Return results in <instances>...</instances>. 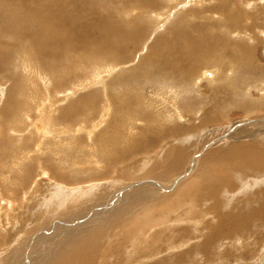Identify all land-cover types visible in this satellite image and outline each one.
Returning a JSON list of instances; mask_svg holds the SVG:
<instances>
[{"label":"rangeland","instance_id":"374dc122","mask_svg":"<svg viewBox=\"0 0 264 264\" xmlns=\"http://www.w3.org/2000/svg\"><path fill=\"white\" fill-rule=\"evenodd\" d=\"M138 1L0 0V264H49L98 239V264H264V221L247 218L264 176L243 167L203 203L185 184L234 126L264 133V2ZM169 145L183 171L141 174ZM110 200L133 207L124 227ZM230 214L235 237L216 233Z\"/></svg>","mask_w":264,"mask_h":264},{"label":"bare ground","instance_id":"6f19581e","mask_svg":"<svg viewBox=\"0 0 264 264\" xmlns=\"http://www.w3.org/2000/svg\"><path fill=\"white\" fill-rule=\"evenodd\" d=\"M138 1V0H137ZM134 2V1H133ZM139 2V1H138ZM141 2V1H140ZM139 2V3H140ZM150 2V1H149ZM135 3V2H134ZM149 11V10H148ZM154 12V11H153ZM241 13H244V11ZM152 14V12H151ZM264 14V13H263ZM244 15V14H243ZM234 18V16H233ZM239 19V18H238ZM237 19V20H238ZM150 20V19H149ZM154 20V19H153ZM236 21V20H235ZM234 22V20H233ZM231 23V21H230ZM237 25V24H235ZM264 27V26H261ZM248 27H245V29ZM251 28V27H250ZM236 29V28H235ZM249 29V28H248ZM260 29V27H259ZM249 31V30H248ZM252 32V30H250ZM55 32V31H54ZM237 32V31H236ZM250 32V33H251ZM255 32V31H254ZM258 32V31H257ZM255 32V33H257ZM53 33V32H52ZM247 34V33H246ZM258 35V34H256ZM259 35H264V30H260L259 31ZM49 36V35H48ZM53 36V35H52ZM240 36V35H239ZM247 36V35H246ZM264 37V36H263ZM45 38V37H44ZM53 38V37H52ZM239 38V37H238ZM242 38V37H241ZM244 39V38H243ZM42 40V38H41ZM40 40V41H41ZM53 40V39H52ZM46 42V41H45ZM252 42V41H250ZM43 43V42H42ZM239 42L237 41V45L239 47ZM255 43V42H252ZM57 44V43H56ZM46 45V44H45ZM236 46V44H235ZM51 47V46H50ZM46 50V49H45ZM7 52V51H6ZM23 60V59H22ZM25 60V58H24ZM26 61V60H25ZM155 63V62H154ZM28 65V64H27ZM173 65V64H172ZM171 66V64H170ZM29 69V68H28ZM159 71V70H158ZM41 75V74H40ZM215 75V74H214ZM216 76V75H215ZM37 77V76H36ZM35 78V77H34ZM27 80V79H26ZM34 80V79H33ZM30 81V79L28 80ZM49 84V82H48ZM36 87V86H35ZM64 87V86H62ZM175 94H173L174 96ZM175 100H171V102H173ZM174 104L176 102H173ZM52 103H50L47 99H45V102L43 104H36V106L38 107L37 109H39L38 114L40 115L39 118H41V122L43 121L42 118L47 116V112L49 110L52 109L51 106ZM175 107V105H174ZM37 112V111H36ZM28 114H30L28 112ZM31 117V116H30ZM40 122V123H41ZM19 123V121H18ZM37 124V123H36ZM254 124V123H253ZM257 124V123H256ZM48 125V124H47ZM251 125V124H248ZM79 126V125H78ZM241 126V125H240ZM234 126L233 129V135H229L230 137L229 140H227V145L222 146L223 148H217V149H212L210 150L207 154V164H205V155L204 157L200 158L197 157V159L194 161V170H196V174L194 175V182H196L195 184H191V183H185V184H190L188 187L190 188H194L193 186H195L197 189H199V203H203L202 201L204 200L205 196L208 197L209 200H215L217 197L218 193L223 192L225 195L226 193L229 191L228 190V186H230V184L232 183L231 178L229 176L232 175V172H234V175H239L242 176L240 169L243 167H246L248 169L251 170V173H249L247 176H245V178H250L252 179V177L255 178H260L264 176V149L262 150V148H258L257 145L254 143L255 141L253 140L254 137L260 139L259 142H261V139H263L264 137V133L262 136H258L255 133V128L256 126H254L253 128V132L252 134H248L249 128L247 130H244L246 127H248L246 125L245 126ZM49 130V127H45L43 129H39V131H41L42 133H45ZM252 131V130H251ZM259 131V130H258ZM49 133V131H48ZM232 133V132H231ZM237 133V134H236ZM23 134V133H22ZM235 134V135H234ZM262 134V133H261ZM18 135V134H17ZM238 135H241L239 138H236ZM20 137V136H19ZM18 137V138H19ZM72 137V136H71ZM131 137V136H130ZM44 138V137H43ZM47 139V138H46ZM257 139V140H258ZM21 140L23 139H18V141H16L14 148L15 151L19 150V151H23V147L24 144L26 142H21ZM241 141H245V143H240ZM263 141V140H262ZM129 142V141H128ZM224 142V141H223ZM234 142V143H233ZM258 142V141H257ZM181 145V144H180ZM179 145V146H180ZM215 146V145H214ZM259 146V144H258ZM263 147V146H262ZM186 150V149H185ZM206 152V151H205ZM163 156L160 158L162 159L163 163L165 162V166L162 167V165L159 163L160 159L158 160V157H156L154 159L153 162L149 163V166L147 167V169L145 168L144 170H142L140 173L144 174L147 173L149 175V177H156L154 179H157L158 176H163L165 178V180L168 177H172V175H176L177 173L180 174L183 171L184 165H185V155L182 157L183 154V150H181L179 147H175V145H169L167 151L163 152ZM185 154V152H184ZM198 162H200V164L198 165ZM222 162V163H221ZM157 165V167H155ZM238 167V170H235V168ZM163 168V169H162ZM210 171H211V175L213 176L214 179L211 178L210 175ZM219 172L218 175L215 174V172ZM192 172V171H191ZM194 173V172H193ZM263 173V174H262ZM177 174V175H178ZM189 174L188 176H190V172L187 173ZM263 175V176H262ZM163 178V180H164ZM175 178V177H174ZM159 179V178H158ZM160 179H162L160 177ZM183 180H185V177L183 175L182 177ZM187 179V178H186ZM212 180V181H211ZM160 181V180H159ZM144 182V181H143ZM184 182V181H183ZM186 182V181H185ZM150 184V182H148ZM164 183V182H163ZM158 184V183H157ZM174 184V183H173ZM179 183H177L178 185ZM161 188V190H164L165 188L163 186L166 185H160L158 184ZM184 186V185H183ZM248 186V185H247ZM245 186V187H247ZM144 187V186H143ZM170 187V186H169ZM167 186V188H169ZM210 187V188H209ZM158 188V187H157ZM171 188V187H170ZM231 188V186H230ZM173 189V188H172ZM187 189V188H186ZM191 190L193 189H189V190H185V196H188L190 192H192ZM263 190V189H262ZM164 192V191H163ZM166 192V191H165ZM182 192V191H181ZM125 195V194H124ZM231 195L233 196L234 194L231 193ZM230 195V196H231ZM237 195V194H236ZM235 195V196H236ZM141 196V195H140ZM183 196V193H182ZM128 198V197H126ZM176 197H174L175 199ZM183 198V197H182ZM118 197L116 198V202H117ZM120 199V198H119ZM129 199V198H128ZM127 199V200H128ZM173 199V200H174ZM179 199V198H178ZM207 199V200H208ZM125 200V199H124ZM116 202H112V200H110V202L107 203V208L111 209V213H113V209L116 207H114V205L116 204ZM119 203V202H118ZM257 206L260 204L258 202ZM123 204V203H122ZM119 205V204H118ZM135 205V204H134ZM209 204H206V206ZM218 205H220V202H214V203H210V207H217ZM255 206V207H257ZM209 207V206H208ZM105 208V207H104ZM119 208V207H118ZM205 208V207H204ZM133 209V207H123L120 211L114 212L112 214V217L110 220V225H114V224H120L121 226H125L124 224L127 222L126 218L123 217L124 215H126L127 212H130ZM212 210V209H211ZM217 210V209H215ZM252 210V209H251ZM108 211V212H109ZM107 212V211H106ZM127 216V215H126ZM217 216V220L215 221L217 224L216 228L214 229L216 233L219 232H227L230 234V237L232 235H234V228L230 227V225H226L224 223V221H230L233 220L235 215H227L225 216V218H220V216ZM239 218V220H245L244 216H237ZM246 217V216H245ZM261 217V221H264V201L262 202L261 205H259L256 209H254L253 215L252 217H247L250 222V219H255ZM125 218V219H124ZM220 220V221H219ZM75 222H78L77 219H75ZM252 222V221H251ZM196 223V222H195ZM264 223V222H263ZM246 224V222H245ZM201 225V224H200ZM237 225V224H236ZM247 225V224H246ZM250 225V224H249ZM252 225V224H251ZM262 225V224H261ZM55 226V225H54ZM68 226V225H67ZM119 228L120 230V226L116 225L114 227ZM64 228V226H61ZM245 227V226H244ZM53 229V228H52ZM62 229V228H61ZM74 230V229H73ZM112 231V230H111ZM113 232V231H112ZM47 233V232H46ZM76 233V232H75ZM126 233V232H125ZM100 236V235H99ZM127 236V235H126ZM229 237V238H230ZM235 237V235H234ZM92 238V237H91ZM208 238V237H206ZM208 241H212V240H220V237L218 236H210L208 238ZM89 240V239H88ZM92 240V239H91ZM216 242V241H215ZM87 244H89V241L87 242ZM91 243V242H90ZM93 243V242H92ZM218 243V241H217ZM83 245V244H82ZM77 246L76 249L72 250V251H65L61 255L60 257H58L57 259H55L53 262L49 263V264H98L99 262V254L102 251L101 249V244H100V239L97 240V243H94L92 245L86 246V247H82L81 244L75 245ZM84 246V245H83ZM155 246V245H154ZM200 247V246H199ZM59 252V251H58ZM144 252V251H143ZM109 253V252H108ZM116 254V253H115ZM150 254V253H148ZM149 256V255H148ZM179 256V255H178ZM120 257V255H119ZM101 258V257H100ZM178 258H181L180 256ZM183 258V257H182ZM173 259V258H172ZM177 260V259H176ZM180 261V260H179Z\"/></svg>","mask_w":264,"mask_h":264},{"label":"snow or ice","instance_id":"6c2138e0","mask_svg":"<svg viewBox=\"0 0 264 264\" xmlns=\"http://www.w3.org/2000/svg\"><path fill=\"white\" fill-rule=\"evenodd\" d=\"M261 2H264V0H261Z\"/></svg>","mask_w":264,"mask_h":264}]
</instances>
